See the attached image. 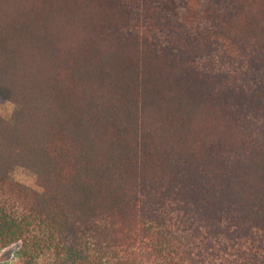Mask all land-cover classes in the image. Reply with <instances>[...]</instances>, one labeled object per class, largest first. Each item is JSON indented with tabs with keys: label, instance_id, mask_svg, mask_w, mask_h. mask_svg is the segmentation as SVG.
Here are the masks:
<instances>
[{
	"label": "trees",
	"instance_id": "1",
	"mask_svg": "<svg viewBox=\"0 0 264 264\" xmlns=\"http://www.w3.org/2000/svg\"><path fill=\"white\" fill-rule=\"evenodd\" d=\"M1 103L21 264H264V0H0Z\"/></svg>",
	"mask_w": 264,
	"mask_h": 264
},
{
	"label": "rangeland",
	"instance_id": "2",
	"mask_svg": "<svg viewBox=\"0 0 264 264\" xmlns=\"http://www.w3.org/2000/svg\"><path fill=\"white\" fill-rule=\"evenodd\" d=\"M14 110L10 103L0 104V116L8 118ZM12 179L35 191L38 190L35 175L24 168H16L11 175ZM19 245H13L8 248H0V264H21L17 256Z\"/></svg>",
	"mask_w": 264,
	"mask_h": 264
}]
</instances>
